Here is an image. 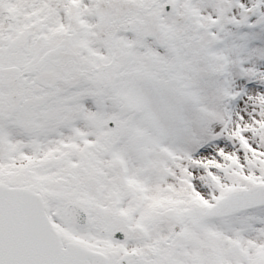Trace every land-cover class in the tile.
Wrapping results in <instances>:
<instances>
[{"label":"snow or ice","instance_id":"1","mask_svg":"<svg viewBox=\"0 0 264 264\" xmlns=\"http://www.w3.org/2000/svg\"><path fill=\"white\" fill-rule=\"evenodd\" d=\"M0 264H264V0H0Z\"/></svg>","mask_w":264,"mask_h":264}]
</instances>
